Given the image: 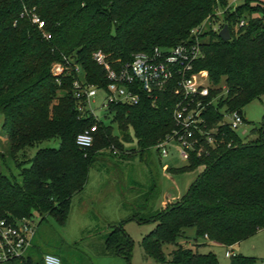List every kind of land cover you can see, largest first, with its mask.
Returning a JSON list of instances; mask_svg holds the SVG:
<instances>
[{
  "label": "trees",
  "instance_id": "16d2710c",
  "mask_svg": "<svg viewBox=\"0 0 264 264\" xmlns=\"http://www.w3.org/2000/svg\"><path fill=\"white\" fill-rule=\"evenodd\" d=\"M229 0H0V112L17 173L0 172V217L32 221L53 215L63 222L71 199L85 185L90 165L100 151L124 147L111 129L87 110L77 109L72 91L73 74L55 77L51 64L74 60L88 84L105 90L107 78L92 60L101 50L112 66L130 62L137 52L154 47L172 48L197 44L199 53L194 71H205L209 83L224 89L217 103L224 111L238 110L264 95V4L243 0L215 17L193 34L218 7ZM45 22L50 39L42 37L24 9ZM244 20L245 24H237ZM227 25L230 39L223 40L214 25ZM58 79V81H57ZM58 82V83H57ZM137 90V89H136ZM136 104H109L122 140L131 127L140 151L158 144L174 127L172 110L179 97L174 86L158 90L156 101L138 90ZM217 108L206 115L209 125L222 117ZM242 112V111H241ZM96 124L94 142L80 148L75 138ZM257 135L242 141L238 133L222 127L223 138L214 148L205 147L201 156L192 153L189 161L174 172L203 166L202 172L180 200L138 222H153L154 229L141 241L145 257L165 262V244H176L171 264H218L216 254L200 247L222 244L232 247L264 228V120L253 128ZM57 146H43L44 143ZM35 150L31 155V151ZM128 150L122 156L132 157ZM115 155V154H114ZM14 159V158H13ZM16 161V162H15ZM195 231L193 243H178L186 230ZM189 239V238H188ZM106 250L130 260L132 241L123 226L106 236ZM45 253L37 246L19 258L0 264H44ZM61 262L65 264V259ZM256 258L234 254L230 264H255Z\"/></svg>",
  "mask_w": 264,
  "mask_h": 264
},
{
  "label": "rangeland",
  "instance_id": "374dc122",
  "mask_svg": "<svg viewBox=\"0 0 264 264\" xmlns=\"http://www.w3.org/2000/svg\"><path fill=\"white\" fill-rule=\"evenodd\" d=\"M242 1L237 0V4ZM253 1L264 4V0ZM203 75H206L209 82L207 73ZM220 85L223 86V83ZM220 85L213 86L215 92L219 90ZM222 93L223 87L219 94ZM104 96L102 92L98 93L92 103L93 109L103 125L111 129L112 135L118 137L124 147L116 155L106 149L95 157L88 169V180L84 187L73 195L70 213L63 222L53 215H46L42 221L38 216L33 217L32 222L37 229L32 245L39 247L44 253L59 256L61 260L64 258L65 264H171L170 253L176 248V244L163 246L165 262L145 257L141 241L154 229L155 224L149 221L140 223L136 218H147L172 202L180 200L202 172L203 166L183 172L172 171L173 167L186 164L179 158L178 151L169 149L166 158L160 155L156 145L141 152L131 127L125 131L129 136L128 140H122L114 116L101 108ZM241 111L246 122L238 127L237 133L242 141H249L257 135L253 128L259 127L264 120V95L245 104ZM47 145L57 146V143L43 144ZM128 150L134 151L135 154L126 159L122 155ZM34 152L35 150H32L31 155ZM20 159L22 158L19 153L14 157L10 155V144L0 112V172L17 173L13 161H21ZM105 161L111 162L112 165ZM120 225L132 241L129 261L115 251L106 250L107 234ZM194 234V229H187L185 238H179L178 243L189 245L187 241L190 240L192 244ZM209 250L216 254L218 264H230V256H226L227 251L232 255L239 253L255 257V264H264V228L232 247L215 244L210 248H199L201 252Z\"/></svg>",
  "mask_w": 264,
  "mask_h": 264
},
{
  "label": "built area",
  "instance_id": "2783aa9c",
  "mask_svg": "<svg viewBox=\"0 0 264 264\" xmlns=\"http://www.w3.org/2000/svg\"><path fill=\"white\" fill-rule=\"evenodd\" d=\"M237 0H229L225 7H218L214 10L213 16L208 17L198 28L191 31L193 34L200 32L211 23L215 17H221L229 8H234ZM28 15L31 23L42 33V37L50 39L51 34L44 30L45 22L36 13L35 8L30 11L24 9L21 17ZM245 24L241 20L237 26ZM219 24L214 25V30H220ZM199 48L197 44L184 45L166 49L154 47L148 52H137L130 62L121 64L118 68L112 66L107 55L101 50L92 53V60L102 67L105 72L107 84L105 90L88 84L84 78V72L74 60L64 57L63 61H56L51 64V73L55 77L73 74L72 91L77 99L79 112H91L95 119H99L93 109L92 103L99 92L104 96L101 108L105 111L109 104L139 102L138 90L146 92L149 97L156 101L155 93L168 85L174 86V93L179 99L175 102L172 110L174 127L165 137L156 144L160 155L168 157L169 149L178 151L179 158L185 163L190 159L192 153L201 156L205 147L214 148L223 138L222 127H228L237 133L239 126L246 122L241 111H224L217 103L223 96L219 93H212L214 88L207 82L204 71H194V61L197 59ZM58 81V79H57ZM137 89V90H136ZM217 108L222 113L221 119L215 125H209L205 116L210 108ZM96 124L78 133L75 142L82 148L91 147L95 133ZM239 134V133H238ZM112 151L117 154L116 148ZM36 226L29 219L13 221L0 217V263L26 255L31 249ZM230 251L226 256H231ZM44 264H63L59 256L52 253L43 255Z\"/></svg>",
  "mask_w": 264,
  "mask_h": 264
},
{
  "label": "water",
  "instance_id": "95a60500",
  "mask_svg": "<svg viewBox=\"0 0 264 264\" xmlns=\"http://www.w3.org/2000/svg\"><path fill=\"white\" fill-rule=\"evenodd\" d=\"M218 35L223 39V40H229L230 39V32L228 26L225 24L223 27L219 30Z\"/></svg>",
  "mask_w": 264,
  "mask_h": 264
},
{
  "label": "crops",
  "instance_id": "0c3cea01",
  "mask_svg": "<svg viewBox=\"0 0 264 264\" xmlns=\"http://www.w3.org/2000/svg\"><path fill=\"white\" fill-rule=\"evenodd\" d=\"M105 162H107V161H105ZM103 163H104V162H103ZM107 163H108L110 166L112 165V163H111V162H107ZM107 163H106V164H107Z\"/></svg>",
  "mask_w": 264,
  "mask_h": 264
}]
</instances>
